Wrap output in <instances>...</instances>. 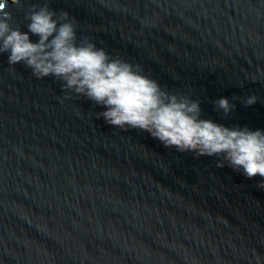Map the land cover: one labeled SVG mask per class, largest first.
Listing matches in <instances>:
<instances>
[{
    "label": "water",
    "instance_id": "obj_1",
    "mask_svg": "<svg viewBox=\"0 0 264 264\" xmlns=\"http://www.w3.org/2000/svg\"><path fill=\"white\" fill-rule=\"evenodd\" d=\"M45 4L69 13L78 41L198 100L201 118L264 131V0H7L9 23L27 32L26 14ZM8 56L0 264H264L261 177L109 125L102 105ZM220 98L235 105L228 115Z\"/></svg>",
    "mask_w": 264,
    "mask_h": 264
},
{
    "label": "clouds",
    "instance_id": "obj_2",
    "mask_svg": "<svg viewBox=\"0 0 264 264\" xmlns=\"http://www.w3.org/2000/svg\"><path fill=\"white\" fill-rule=\"evenodd\" d=\"M19 4V0H13ZM7 0H0V53H9L10 65L23 63L37 78L52 76L63 88L102 105L97 113L114 127L147 132L165 147L192 152L196 157H217L264 189V131L226 127L201 118L200 102L187 95L170 94L145 75L139 64L112 57L90 40H79L76 25L64 11L57 15L45 4L26 14L28 31L13 28ZM39 39L32 42L30 35ZM67 98V97H65ZM255 95L242 102L256 103ZM228 115L235 107L227 98L215 101Z\"/></svg>",
    "mask_w": 264,
    "mask_h": 264
}]
</instances>
